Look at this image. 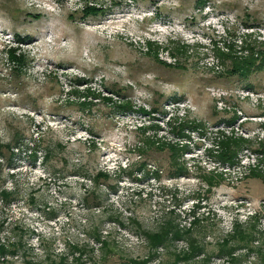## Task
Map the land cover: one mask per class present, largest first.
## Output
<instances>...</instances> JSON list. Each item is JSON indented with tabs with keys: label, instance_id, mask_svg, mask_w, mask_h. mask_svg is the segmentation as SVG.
Here are the masks:
<instances>
[{
	"label": "rangeland",
	"instance_id": "obj_1",
	"mask_svg": "<svg viewBox=\"0 0 264 264\" xmlns=\"http://www.w3.org/2000/svg\"><path fill=\"white\" fill-rule=\"evenodd\" d=\"M243 42L264 49V0H0V264H122L148 253L138 224L187 227L196 205L211 264L234 222L264 253V67L217 59ZM223 134L246 140L232 166Z\"/></svg>",
	"mask_w": 264,
	"mask_h": 264
},
{
	"label": "trees",
	"instance_id": "obj_2",
	"mask_svg": "<svg viewBox=\"0 0 264 264\" xmlns=\"http://www.w3.org/2000/svg\"><path fill=\"white\" fill-rule=\"evenodd\" d=\"M85 10L93 11L94 8L90 6H86ZM18 39H20L18 37ZM22 40V39H20ZM244 46H242V50L246 52L245 55H235L232 53H225L219 49H217V59L230 60V68L228 72L232 75H237L240 77H246L250 73L255 70H259L264 67V49L259 50L255 49L254 46L250 44H246L243 42ZM10 58L15 64H19L21 62L20 56H15L13 53V49H10ZM178 65V64H177ZM110 101L111 98H105ZM120 108H129L130 104L128 101L123 102V104L119 105ZM196 127V126H194ZM233 133V132H232ZM244 142L246 140L241 136L234 137L232 135L223 134V138L217 142V157L219 162L222 164H231L233 165L235 162L237 153L243 147ZM154 141H151V144ZM2 145L0 144V147ZM8 148V145H5ZM182 147V146H181ZM159 148L164 149L167 148L170 151V155L172 158V163L175 165L177 175L183 174L185 172L184 168L177 164L176 161V153L175 147L172 145L159 144ZM177 151V147H176ZM258 153H264V144L259 145ZM177 165V166H176ZM107 173L99 172L97 176H106ZM250 177L260 178L264 181V175L262 171L258 169H251L249 171ZM222 176H220L221 178ZM213 177H207L208 184L210 186L213 185ZM3 196L6 198L8 196L7 192L3 193ZM197 205L189 210V215L192 217L190 219L189 225L182 226L179 222L176 221L174 217L166 216L163 218L158 224V229L155 231H150L145 229L140 224L137 225V228L144 239V243L148 249V253L143 257H133L128 256L123 260L122 264H211V255L205 252V245L196 237L193 229L199 224V219L196 215ZM188 214V213H187ZM255 225L252 224L248 228H245L244 225L239 224L238 222H234L233 228L231 232L226 234L221 240L218 242V251L220 255H226L227 261L223 264H241L242 255H237V249H246L245 255L249 256L250 252H257L258 258L257 261L259 264H263L264 262V253L261 251L263 245L254 246L253 240L255 237ZM264 233V232H263ZM100 238V237H99ZM97 238V240L99 239ZM177 241H184V247L177 251H173L171 253L172 258L165 261L154 262V258L156 257V252L160 248L168 249L170 246H173ZM11 246H13L11 244ZM101 246L105 248H109V243L105 240L101 241ZM15 247V245L13 246ZM16 248H12V250L6 248L5 244L0 242V253L4 254L7 251H12L14 253ZM79 254L83 251L81 248H76ZM24 264H41L40 262H34L32 260H25Z\"/></svg>",
	"mask_w": 264,
	"mask_h": 264
}]
</instances>
